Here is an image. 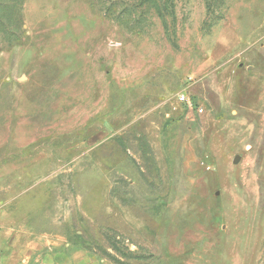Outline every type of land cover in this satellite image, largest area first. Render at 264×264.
<instances>
[{
    "label": "rangeland",
    "instance_id": "rangeland-1",
    "mask_svg": "<svg viewBox=\"0 0 264 264\" xmlns=\"http://www.w3.org/2000/svg\"><path fill=\"white\" fill-rule=\"evenodd\" d=\"M75 252L264 264V0H0V256Z\"/></svg>",
    "mask_w": 264,
    "mask_h": 264
},
{
    "label": "crops",
    "instance_id": "crops-1",
    "mask_svg": "<svg viewBox=\"0 0 264 264\" xmlns=\"http://www.w3.org/2000/svg\"><path fill=\"white\" fill-rule=\"evenodd\" d=\"M1 255V253H0ZM3 255V254H2ZM5 254L3 256V259H1L0 256V264H3ZM30 261L26 258L24 260V264H30ZM37 264V263H36ZM38 264H96L94 260L88 256V254H83V253H61L55 257H50L47 258V260L44 261H39Z\"/></svg>",
    "mask_w": 264,
    "mask_h": 264
},
{
    "label": "built area",
    "instance_id": "built-area-1",
    "mask_svg": "<svg viewBox=\"0 0 264 264\" xmlns=\"http://www.w3.org/2000/svg\"><path fill=\"white\" fill-rule=\"evenodd\" d=\"M180 101L187 104L190 109H196L198 113H203L204 109L203 107L193 103L189 98H187L185 95L180 96Z\"/></svg>",
    "mask_w": 264,
    "mask_h": 264
}]
</instances>
